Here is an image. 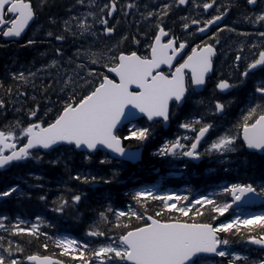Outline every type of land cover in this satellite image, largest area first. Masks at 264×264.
Listing matches in <instances>:
<instances>
[{"label": "snow or ice", "instance_id": "obj_1", "mask_svg": "<svg viewBox=\"0 0 264 264\" xmlns=\"http://www.w3.org/2000/svg\"><path fill=\"white\" fill-rule=\"evenodd\" d=\"M77 3L83 6L84 0H77ZM188 3L189 0L162 2L158 9L147 11L146 15L141 14L145 20L155 18L158 21L154 39L149 45L150 55H138L136 51L125 52L120 50L118 45L96 50H93L94 44L83 50L78 48L74 56L84 62L76 64L74 75H68L64 80L62 91H70L62 110L55 118L46 125L30 122L22 126L19 121H14L0 128V169L30 160L40 161L43 158L39 154L42 150L54 151L57 147L65 145L85 150V160H91L94 153L104 151L105 158L99 160L101 165L111 164L112 160H137L138 151L126 149L123 141L143 143L150 138L152 132L148 127H139L133 123L137 113L143 114L149 121L159 119L165 124L174 119L178 113L170 108V102L179 108L187 102L189 95L206 86L207 77L213 70V61L217 55L218 33L236 31L227 26L219 27L229 12L230 5L221 10L216 5V0L202 4L193 0L195 8L202 7L204 12H207L215 7L218 14L203 21L196 18L189 21L188 17H183V29L190 31L191 27L195 26L196 33L206 35L211 27L215 26L216 32H212L208 41H201L194 46L175 36L168 38L169 32L163 26V18L174 5ZM245 4L256 9L258 4H264V0H245ZM118 6L125 16L131 15L132 10L139 9L137 0L123 5L119 4V0H107L99 11L112 17ZM89 16L92 17L91 23L88 21ZM242 16L249 24L264 26V7L259 11H245ZM35 18L36 11L31 0H0V34L3 38L21 37ZM50 22L55 23L51 18ZM97 22L103 25L104 34L114 33L116 26H109L107 19L98 18L92 11L87 15L71 16L69 20L63 21L64 32L73 36L78 34L82 38L96 37L94 26ZM256 35L264 40V31ZM47 36L52 37L53 33L49 31ZM54 38L56 41H64L65 35H55ZM34 43V40L29 39L26 46ZM188 47H191V51L184 56L183 53ZM55 51L57 56L63 55L61 49L57 48ZM242 51L243 49H240V52ZM250 51L253 58L240 73V82L219 79L215 84L219 93H230L240 87L251 73L264 70V45L253 43L250 45ZM240 52L235 55L237 70L242 58ZM178 60L182 62L174 63ZM69 62L75 63V60L70 58ZM57 63L54 59L48 67H55ZM162 65L168 66L167 73L162 70ZM85 69L87 71L84 75H80ZM105 69L108 74L103 71ZM110 74H114V78H110ZM34 75L35 73L29 72V76ZM14 79L27 78L20 72ZM133 85L135 90L131 87ZM195 103L203 106V101ZM232 103V100H215L211 113L185 117L178 125L183 134L165 140L154 154L160 157L188 158L193 161L200 160L205 155L216 156L222 163L228 156L245 154L244 165H247L246 157L249 155L264 157V79L257 82L241 109L240 118L230 127L217 125L214 121L206 119L209 114L225 116ZM4 106V101L0 100V108ZM29 115L35 117L37 110H32ZM124 121L131 124V127L127 130V135L122 136L120 126ZM214 133V138L209 142L208 138ZM202 143L207 144L203 153L199 150ZM109 156L111 159H108ZM118 177L119 172L113 170L108 176L77 173L71 180L84 185H111ZM17 191L18 186L10 187L0 192V197H9ZM250 194L264 196V182L255 185L243 182L227 183L220 186L219 192L199 195L195 199L175 192L157 195L156 186L142 188L130 194L137 208L128 207L127 211H123L114 210L109 205L99 212L98 220L86 233L88 237L103 239L104 242L98 247L93 248L88 242L82 243L68 237L57 239L55 243L62 250V256L78 252V255H72V258L78 259L79 264H215L216 257L228 258V264H264V258L258 261L250 260L249 256H242L231 250L228 247L229 240L219 236L220 233H229L232 230L235 233H242V230L253 233L259 229V236L249 235L247 243L259 246V249L264 251V213L237 214L227 223H218L215 226L211 222H200L205 215L201 208L207 206V210L213 214L210 219L215 221L217 216H223L233 205L239 208L242 202H251ZM86 195L78 192L71 194V203L79 204ZM40 199L45 200L46 197L40 196ZM149 200L160 201L162 204V208L154 215H147ZM68 205L67 199H60L53 211L62 213ZM109 214L115 216V224L108 230L114 232V235H108L102 227L111 223ZM6 219L7 217L0 216V229L10 235L38 234V224L25 228L20 226L24 222L18 221L9 228L5 225ZM40 219L39 216L36 217L37 221ZM125 219L128 223L122 222ZM22 252L21 246H13L11 241L4 247V237H0V264H24V259L30 264H63V261L54 260L47 255L31 254L23 259L15 255Z\"/></svg>", "mask_w": 264, "mask_h": 264}, {"label": "trees", "instance_id": "obj_2", "mask_svg": "<svg viewBox=\"0 0 264 264\" xmlns=\"http://www.w3.org/2000/svg\"><path fill=\"white\" fill-rule=\"evenodd\" d=\"M150 1H158V4L161 2L160 0H137L139 9L132 10L131 15L125 16L120 12L118 6L113 16L108 17L99 11L107 0H84L83 6L78 4L77 0H31L37 12V18L26 35L20 41L15 42H7L0 36V100H3L5 105L0 108V128H4L14 121H19L22 126H26L30 122H41L46 125L55 118L62 110L70 91V89L62 91L64 80L68 78V75H74L73 70L76 64L84 62L74 56L78 48L83 50L94 44L93 50H96L118 45L122 51L130 52L138 49L141 54L148 55L149 45L154 39L155 25L158 21L155 18L145 20L141 14L146 15L147 11L159 8V6L154 8L153 5H150ZM129 2L131 0H119L120 5ZM89 11L95 12L98 18L107 19L109 26L115 25L114 33L104 34L103 25L99 22L94 26L96 37L82 38L78 34L73 36L64 32L63 21L69 20L71 16L87 15ZM168 16L169 14L163 18L162 23L167 20L173 22L178 20L175 6L170 11L171 17ZM50 18L55 23L50 22ZM239 18L243 21L242 14H239ZM88 21L91 23L92 17L89 16ZM49 31L53 33L52 37L47 36ZM55 35H65V40L56 41ZM124 37L127 38L124 39ZM29 39L34 40L35 43L26 46ZM57 48L62 50V56L56 55ZM70 58L74 59L75 63H70ZM54 59L58 61L57 65L48 67ZM85 71L87 69L81 71L80 75H84ZM103 71L106 74V69ZM20 72L24 73L26 80L14 79V76ZM29 72L35 73V75L29 76ZM259 73L264 76V70ZM255 86L256 82H246L236 96L229 99L233 103L225 116L209 114L206 119L214 121L217 125L230 127L240 118L241 109L254 91ZM203 95L201 99L197 100L203 101V106L194 102V114L196 115L211 113L213 110L214 100L204 99ZM186 105L187 103L184 104L182 110ZM188 106H186L187 110ZM32 110H37L35 117L29 115ZM137 126L148 127L152 130L151 136L146 142L124 141L126 147H143L142 161L138 164L112 160L111 164L101 165L99 160L105 158L103 152L94 153L91 160H85L86 154L69 146H63L52 153L43 154L40 152L39 154L43 157L40 161L30 160L27 163L13 164L0 169V192L13 185H20L23 191L20 199L12 197L6 203H1L0 211L7 213L14 220L22 219L30 223L35 222L37 216L41 218L38 221L39 231L36 236L27 233L13 236L7 233L8 241H11L13 246L15 244L21 246L23 256L35 253L52 255L60 257L70 264H76L79 260H74L72 255H61L62 250L55 243L59 235L73 234L95 248L103 239L88 237L86 233L98 220L99 212L109 205L114 210L123 211H127L128 207L137 208L138 206L131 199L130 194L147 185L157 184L158 178L162 174L174 171L169 168L172 165V163L168 164L169 158L164 159V157L154 154L168 137L171 138L174 135L171 131L173 123L169 128H164L161 122L149 123L145 119H141ZM128 129L129 126H125L120 130V134L127 135ZM246 158L247 165L243 164L245 154L228 156L223 163L215 156L209 157L210 161L204 160L200 164H194L193 167L191 163L187 162L186 172L196 169L197 175L189 173L188 178L185 174L180 177H170L168 184L180 187L187 182L191 189L186 193L190 196L194 188L203 185L215 186L219 181L224 180L229 183L243 182L254 183V185L264 182V157L249 155ZM108 159L110 158L108 157ZM52 161L58 162L53 164ZM209 168L213 172L206 173ZM113 170L119 172V177L111 185H84L71 180V177L77 173L108 176ZM77 192L87 195L79 204H72L71 194ZM40 196H45L46 199L41 200ZM60 199L69 201V205L62 213L53 211ZM161 208L160 201L149 200L147 202V214L154 215ZM201 211L205 215L200 222H211L214 225L219 220L229 218L231 214L229 211L223 216H217L216 220L212 221L210 217L213 214L207 210V206L201 208ZM189 214L191 215V213ZM173 215L175 214L173 213ZM108 219L111 223L102 226L103 230L108 235H114V232L108 231L115 224L114 214H109ZM25 222L24 226H30ZM122 222L128 223L127 219ZM133 222L135 223V221ZM259 234V229L253 233L246 230H242V233H235L232 230L229 233H220V236L222 239H228L232 244L239 245L247 240L249 235L259 236ZM8 241L4 247L8 246ZM45 245H47L46 248ZM247 255L250 260L258 261L260 258H264V251L251 248ZM215 264H228V258L219 257L215 259Z\"/></svg>", "mask_w": 264, "mask_h": 264}, {"label": "flooded vegetation", "instance_id": "obj_3", "mask_svg": "<svg viewBox=\"0 0 264 264\" xmlns=\"http://www.w3.org/2000/svg\"><path fill=\"white\" fill-rule=\"evenodd\" d=\"M161 2H171V0H160ZM203 2H209V0H195V3L202 4ZM216 5L223 10L224 6H229V12L222 19L219 27L224 28L227 26L228 28H234L236 31H222L218 33L217 39L219 40V44L216 45L217 48V56L214 59L213 70L211 77L209 78V82L212 89V96L206 91L203 92L205 96L208 95V98L214 99L217 97L220 100H227L229 95L234 92L232 90L228 94H221L215 89V84L219 79H229L230 82L239 83L240 82V73L244 71L246 67V63L250 62L252 57V52L250 51V45L253 43L257 45H264V40L260 39L256 34L258 32L264 31V26L259 24H249L244 20H239V14L253 11H259L261 7H264V4H258L256 9H253L251 6H247L245 4V0H216ZM175 10L177 12L178 20L175 22L167 20V31L175 37L182 38L186 37L191 45H195L200 43L201 41H208V37L212 35V32H216V27H211V30L207 32V34H199L195 31V26H192L190 31H185L181 28L183 17H188L189 21L192 18L207 20L210 19L213 15H217L216 8L209 9L207 12L201 8H195L193 4V0H189V3L186 5H174ZM171 17V16H170ZM175 16L173 17V19ZM241 21V22H240ZM239 33H250L251 35H239ZM215 43V41H210ZM240 49H243L240 52ZM237 52H240L241 61L239 64V69L235 67V55ZM247 58V59H245ZM261 72L260 70H256L251 73L245 82H258V77ZM242 85V84H241ZM217 95V96H216ZM201 95L198 93L192 94L191 104H187L186 106L191 107V112L186 109L184 110L180 108H174V112L178 113L177 117H183L185 114L191 115L194 114V97L197 98ZM186 104V103H185ZM184 107V106H183ZM179 128H175L178 130ZM178 133H181L178 131Z\"/></svg>", "mask_w": 264, "mask_h": 264}, {"label": "water", "instance_id": "obj_4", "mask_svg": "<svg viewBox=\"0 0 264 264\" xmlns=\"http://www.w3.org/2000/svg\"><path fill=\"white\" fill-rule=\"evenodd\" d=\"M32 23H30V25H31ZM30 27V26H29ZM29 27H27L26 28V30H25V32L28 30V28ZM24 32V33H25ZM23 33V34H24ZM22 34V35H23ZM20 38V37H19ZM19 38H12V39H14V40H17V39H19ZM5 40H12V39H7V38H4ZM138 54V53H137ZM139 55V54H138ZM176 61H174V63H175ZM161 68L162 69H164V68H168V66H165V65H162L161 66ZM210 74V73H209ZM110 78H114V74H110ZM117 80H118V78H116ZM132 87V89L133 90H135V86L133 85V86H131ZM203 88H201V89H198V90H196V91H201ZM170 105H171V102H170ZM143 117H145L146 119H147V117L146 116H144L143 114H140V113H137V116H136V118L134 119V121H133V123L134 122H136L137 120H139L140 118H143ZM156 120H159V119H156ZM152 122V121H151ZM126 124H129L127 121H124V123L120 126V129L124 126V125H126ZM168 124V123H167ZM167 124H165L164 123V125H167ZM123 146H124V144H123ZM126 148V147H125ZM126 149H135V150H137L138 151V158H137V160H135V161H128V160H124V161H128V162H131V163H136L137 161H140L141 160V148H126ZM43 152H49V151H47V150H42ZM79 151H84V152H86L85 150H83V149H80ZM249 201H251V202H247V201H245V202H242L241 204H240V207H242V206H253V205H255L256 204V202H259V201H263V198L261 197V196H258V195H253V194H250L249 195ZM237 206L236 205H233V208H236ZM253 246H256V245H253ZM256 247H259V246H256ZM51 258H53L54 260H61V259H59V258H57V257H52V256H50ZM61 261H63V260H61ZM26 262H29V261H27L26 260ZM63 264H66L64 261H63Z\"/></svg>", "mask_w": 264, "mask_h": 264}, {"label": "rangeland", "instance_id": "obj_5", "mask_svg": "<svg viewBox=\"0 0 264 264\" xmlns=\"http://www.w3.org/2000/svg\"><path fill=\"white\" fill-rule=\"evenodd\" d=\"M167 1H168V0H167ZM157 2H158V1H154V2H151V1H150L149 3H150V5H153L154 8H155L156 6H159V7H160V3H161V2H160L159 4H158ZM169 16H170V12H169ZM169 16H168V17H169ZM179 194H180V193H179ZM226 223H227V222H226ZM64 237H66V236H62L61 238H64ZM61 238H60V239H61ZM68 238H70V237H68ZM70 239H72V238H70ZM74 255H78V253H75Z\"/></svg>", "mask_w": 264, "mask_h": 264}, {"label": "bare ground", "instance_id": "obj_6", "mask_svg": "<svg viewBox=\"0 0 264 264\" xmlns=\"http://www.w3.org/2000/svg\"><path fill=\"white\" fill-rule=\"evenodd\" d=\"M163 23H164L163 26L165 27V30H167V25H168V23H167V22H163ZM180 25H181V28H183V27H182V24H180ZM148 53H150V49H149V52H148ZM216 124H217V123H216Z\"/></svg>", "mask_w": 264, "mask_h": 264}]
</instances>
